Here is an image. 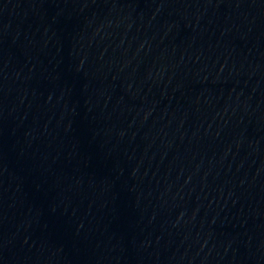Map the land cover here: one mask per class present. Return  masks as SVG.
Segmentation results:
<instances>
[{
  "label": "water",
  "instance_id": "obj_1",
  "mask_svg": "<svg viewBox=\"0 0 264 264\" xmlns=\"http://www.w3.org/2000/svg\"><path fill=\"white\" fill-rule=\"evenodd\" d=\"M0 264H264V0H0Z\"/></svg>",
  "mask_w": 264,
  "mask_h": 264
}]
</instances>
